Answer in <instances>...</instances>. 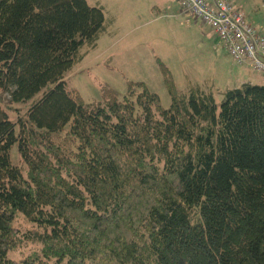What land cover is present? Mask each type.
Instances as JSON below:
<instances>
[{
    "label": "trees",
    "instance_id": "trees-1",
    "mask_svg": "<svg viewBox=\"0 0 264 264\" xmlns=\"http://www.w3.org/2000/svg\"><path fill=\"white\" fill-rule=\"evenodd\" d=\"M106 30L87 0H0V264H264V85L218 106L161 64L168 109L142 82L88 104L66 79Z\"/></svg>",
    "mask_w": 264,
    "mask_h": 264
},
{
    "label": "rangeland",
    "instance_id": "rangeland-1",
    "mask_svg": "<svg viewBox=\"0 0 264 264\" xmlns=\"http://www.w3.org/2000/svg\"><path fill=\"white\" fill-rule=\"evenodd\" d=\"M95 1L88 0V3L93 5ZM120 1V11L129 19L127 24L125 22L126 26L120 30L121 37H124L116 43V37L108 36L100 39L96 48L86 49L84 60L74 67L66 79L69 89L77 90L86 103H102L104 88L117 91L119 97L123 98L127 95L131 83L142 82L151 92L158 94L163 107L168 109L172 101L164 83L161 64L170 70L178 91H187L191 85L199 83L205 91L212 90L218 106L223 101L222 93L228 88H240L246 82L264 85L263 75L252 68L235 64L219 41L215 40L211 29L201 24L199 27L208 38L205 45L197 49L200 52L197 59L203 62L201 68L191 69V64L179 60L182 58L176 51L189 58L186 54L190 52L188 44L194 42L198 45V41L191 37L185 39V31L167 19V4L161 0ZM256 1L262 3V0ZM250 6L249 4L245 7L246 14L250 11ZM161 15L164 19L157 21V16ZM258 15L262 17V11ZM186 67L190 72L184 70ZM186 76L191 81L188 82ZM45 91L47 89L24 105H13V110H8L11 119L16 120L18 116L25 114ZM11 162L14 166H21L17 145L12 148ZM23 250L27 254L31 252V247L24 245ZM19 254L20 252L16 255Z\"/></svg>",
    "mask_w": 264,
    "mask_h": 264
},
{
    "label": "built area",
    "instance_id": "built-area-1",
    "mask_svg": "<svg viewBox=\"0 0 264 264\" xmlns=\"http://www.w3.org/2000/svg\"><path fill=\"white\" fill-rule=\"evenodd\" d=\"M183 13L208 26L240 67L264 76V32L250 24L232 0H177Z\"/></svg>",
    "mask_w": 264,
    "mask_h": 264
},
{
    "label": "crops",
    "instance_id": "crops-1",
    "mask_svg": "<svg viewBox=\"0 0 264 264\" xmlns=\"http://www.w3.org/2000/svg\"><path fill=\"white\" fill-rule=\"evenodd\" d=\"M161 1L169 6V12L166 15L167 19L171 20L172 23H175L179 27V29L185 31L184 38L186 39V37H191L192 39L198 41V45H195L194 42H191L188 44L190 52H187L186 54H187V57L189 58H186L184 55L181 54V52L176 51V53L180 55L182 58L179 60L184 62L185 64L186 63L191 64V69L193 70H197L201 68L200 65L202 64L203 61L197 59L200 56L199 54L200 52L197 49H199L201 45H205L208 39L206 34L203 33L201 28L199 27L200 26L199 24L201 25L203 24L199 21H196L193 17H190L189 15H186L185 13H183L181 9V5L177 0H161ZM234 1L233 3L235 4L237 8L241 9L247 21L250 24H252L254 27H256L257 29H259L260 31L264 32V17H263L264 16V5H261L262 3H258V1L256 0H237V1L234 0ZM253 2H254V5H253ZM177 4L179 5V7ZM249 4L251 5L250 11L247 12L246 14L244 10L246 6H249ZM92 6H101L103 7L106 13L107 30L100 39L108 37V36H113L114 38L115 37L117 38L116 43H118V41H120L124 37V36L121 37L120 30L121 28H124L126 26L125 22L127 24V22L129 21V19L126 16H123L124 14H122L120 11L122 7V2L120 0H107L106 2H102L101 0H96L95 4H93ZM261 11H262V17L258 15L260 14ZM129 13H131V11ZM162 17H163L162 15L157 16V19H158L157 21L163 20L164 18ZM213 36L215 37L214 33H213ZM215 40L218 41L216 37H215ZM215 63L217 64L218 61L216 60ZM184 70L190 72V70L187 67ZM184 70L182 72H184ZM186 77L188 78V76ZM189 81H191L190 78H188V82ZM246 83H251V82H246ZM196 84L200 85L199 83H196ZM196 84H193V85H196ZM229 89L231 88H228V90ZM209 91L212 92V90H209Z\"/></svg>",
    "mask_w": 264,
    "mask_h": 264
}]
</instances>
